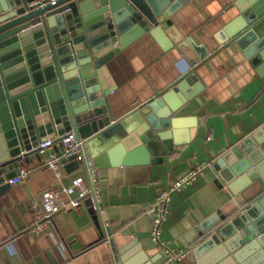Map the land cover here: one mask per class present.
I'll return each mask as SVG.
<instances>
[{
  "label": "water",
  "instance_id": "1",
  "mask_svg": "<svg viewBox=\"0 0 264 264\" xmlns=\"http://www.w3.org/2000/svg\"><path fill=\"white\" fill-rule=\"evenodd\" d=\"M189 0H0V195L18 173V158L71 131L86 139L95 166L109 176L158 165L180 140L176 117L201 89L193 70L145 103L115 117L106 64L144 33L162 46L177 45L191 66L208 51L184 39L171 20ZM238 14L215 36L233 43L264 76V0H231ZM33 4V5H32ZM167 37L169 41L165 39ZM196 84V85H194ZM63 159L62 163L74 160ZM218 164L228 200L185 237L197 264H264V132L225 153ZM87 203V202H86ZM89 207V203H88ZM94 220L103 237L106 213Z\"/></svg>",
  "mask_w": 264,
  "mask_h": 264
},
{
  "label": "crops",
  "instance_id": "2",
  "mask_svg": "<svg viewBox=\"0 0 264 264\" xmlns=\"http://www.w3.org/2000/svg\"><path fill=\"white\" fill-rule=\"evenodd\" d=\"M230 5L231 0H189L171 16L184 39L191 38L208 51L194 66L177 45L164 49L149 33L106 64V81L115 86L110 95L115 117L130 113L190 70L202 86L175 114L186 120L179 126L182 141L190 139L191 119L196 120L194 138L187 144L176 147L158 165L111 177L107 169L97 168L105 225L111 236H102L88 202L58 212L43 233H29L28 197L68 186L82 173L74 160L63 163L60 179L41 166L51 153L59 151L54 147L41 156H28V177L0 195V264L160 263L164 256L149 237L150 218L142 206L153 202L157 191L174 179L208 163L196 181L172 195L161 227L162 238L169 245L186 251L192 247L185 238L188 233L229 198L227 187H219L222 169L218 160L257 131L264 132V76L257 75L233 43L220 45L215 37L238 14ZM180 264L197 263L185 255Z\"/></svg>",
  "mask_w": 264,
  "mask_h": 264
},
{
  "label": "built area",
  "instance_id": "3",
  "mask_svg": "<svg viewBox=\"0 0 264 264\" xmlns=\"http://www.w3.org/2000/svg\"><path fill=\"white\" fill-rule=\"evenodd\" d=\"M56 0H35L33 4L44 6L48 3L54 4ZM32 4V5H33ZM59 148V151L53 152L42 162L41 166L51 169L55 176L60 179L63 175V159L68 160L75 157L74 161L78 163L82 173L75 175L68 186L60 189L44 190L39 194L28 197L32 225L29 233L39 235L43 233L53 222L54 215L60 211L68 210L79 206L83 202H88L89 207L101 219L102 200L99 189L98 169L95 166L92 157L87 148L86 139L78 140L73 132L68 131L53 139H48L33 147L29 152H36L38 156L43 155L47 150ZM25 153H21L18 158V173L15 177L9 179L7 183L15 185L25 180L30 169L25 164ZM208 167V163H200L193 169L187 171L179 178L171 181L165 188L157 191L153 202L145 203L142 211L150 218L149 237L157 245L164 259L157 264H180L187 251L177 249L169 245L162 238V224L166 221L168 215V206L174 193L180 191L184 186L190 185L196 181ZM103 227H107L103 223Z\"/></svg>",
  "mask_w": 264,
  "mask_h": 264
}]
</instances>
